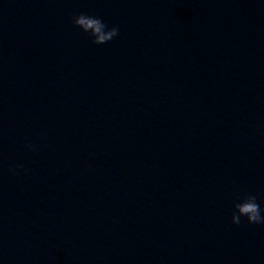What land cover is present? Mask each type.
Here are the masks:
<instances>
[{"label":"clouds","instance_id":"obj_1","mask_svg":"<svg viewBox=\"0 0 264 264\" xmlns=\"http://www.w3.org/2000/svg\"><path fill=\"white\" fill-rule=\"evenodd\" d=\"M74 24L83 32L88 33L93 37V43L96 45L106 44L113 40L119 34L117 27L108 28V26L98 17L79 14L74 19ZM29 148L34 150V146L29 144ZM17 168L23 167L16 165ZM264 209H261L257 203V197L253 194H248L239 202L234 203L232 212V222L234 224L241 223V217H246L249 224H264Z\"/></svg>","mask_w":264,"mask_h":264}]
</instances>
